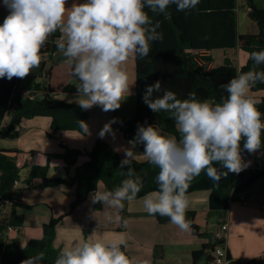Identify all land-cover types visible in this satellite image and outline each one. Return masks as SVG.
<instances>
[{
  "label": "clouds",
  "instance_id": "1",
  "mask_svg": "<svg viewBox=\"0 0 264 264\" xmlns=\"http://www.w3.org/2000/svg\"><path fill=\"white\" fill-rule=\"evenodd\" d=\"M199 3L200 0H84L69 10L67 0H3L9 14L0 24V78L27 77L40 66L41 49L49 37L59 31L55 46L79 81L78 106L82 110L95 105L104 112L117 110L130 92L129 76L123 66L130 58L148 56L149 42L164 38L158 31L160 22L153 23L145 9L167 17L172 5L187 13ZM248 60L253 67L223 85L227 98L215 104L197 99L194 92L183 100L167 90L154 96L161 92L160 80L146 86L144 103L153 112L169 114L180 138L165 136L153 125L138 126L135 139L129 142L131 148L124 149L120 162V169L127 166L126 178L113 190H96L91 195L92 203L116 211L114 217L106 214L109 221L127 227L128 219L120 214L124 202L135 200L143 188V179L133 167L137 144L144 145L143 160L159 169L155 176L157 190L143 198V210L170 218L182 232L191 230L186 219L190 203L186 193L195 177L204 172L218 184L221 177L239 174L248 167L241 158L240 142L244 140L243 147L249 153H255L262 144L264 120L256 107L258 101L249 93L256 84H264V70H258L264 66V50L251 52ZM114 122L115 118L104 125L101 138L113 131ZM79 124L87 133L86 122ZM214 164L225 171H219ZM122 247H128L123 233L113 239L81 238L60 249L54 264H148L130 258ZM43 259L44 253L40 252L22 264H40Z\"/></svg>",
  "mask_w": 264,
  "mask_h": 264
},
{
  "label": "trees",
  "instance_id": "2",
  "mask_svg": "<svg viewBox=\"0 0 264 264\" xmlns=\"http://www.w3.org/2000/svg\"><path fill=\"white\" fill-rule=\"evenodd\" d=\"M250 9V17L258 24L259 31L251 33H240L238 30L237 0H200L195 9L189 12L177 11L174 5L167 9L168 15L148 12L153 23L160 22L159 32L163 33V41H150L148 56L140 58L136 56V114L134 118H122L119 109L114 110L112 126L123 132L124 136L131 141L135 139L138 126H158L162 131L180 138L175 128L174 120L167 113L151 111L143 101V95L147 85L161 81V92L154 96L162 95L164 91H172L179 99L188 98L190 93H195L196 98L201 101L220 102L227 98L226 85L239 72H246L253 67L251 60L243 65L233 61L208 68L196 60L200 51L215 49H231L240 47L248 55L254 51L264 50V6L257 3L258 0H246ZM3 22H1L2 24ZM61 33L57 31L49 37L47 43L41 49V54H48V60L53 59L58 49L55 41ZM204 58L209 61L207 55ZM47 60V61H48ZM46 63L43 64L42 75H44ZM258 70H264L261 66ZM52 70L46 79L35 81L34 88L29 93H24L21 86L22 79L13 77L11 80L0 78V138L15 139L20 135V126L26 119L39 116L51 118L52 131L49 135L58 137L62 131L76 130L83 134L79 121L87 120L90 111L82 110L77 102H71L57 97V91L50 83ZM79 87V81L69 82L64 85L63 92L75 93ZM253 91L264 90V84H256ZM42 92V94H39ZM80 95V94H79ZM256 107L261 112L264 120V96ZM7 116L11 119L7 124L4 121ZM19 127V128H18ZM241 154L252 155L257 152L264 153V132H262L261 147L255 153H249L244 149V140L241 142ZM143 145V144H137ZM60 146L64 149L62 153H50L46 155L44 163L32 164L30 174L25 178L26 183H32L39 179L43 187H56L65 185L75 187L73 191L74 200L70 205V211L58 217L53 216L44 224V235L40 238H32L26 245H22L19 236L14 238L9 234L11 227L21 229L25 224V213L21 210L31 207L22 202L23 188L17 186L22 178L21 167L18 162L20 148L0 149V264H22L29 257L43 252L44 259L40 264H54L61 248L55 245L58 225L65 217L86 204L91 193L104 183L106 190L118 187L126 178L124 174L127 166L120 169L122 155L108 141L98 138L91 149L85 152L79 148L71 147L66 141L61 140ZM40 153V152H39ZM86 155L83 164L78 165L80 156ZM58 159L67 170L76 166V173L68 177L50 176L49 170L54 160ZM219 171H225L220 165L214 164ZM133 167L143 179V188L137 198L143 197L157 190L155 176L159 169L143 159H136ZM264 178V165L261 168H245L239 174L229 173L221 177L217 183L210 180L202 172L195 177L187 190V193L200 189L211 190L210 216L228 220L231 203L236 199H244L250 193V187L259 179ZM186 193V194H187ZM9 205L10 209L6 210ZM104 205L95 203L96 208ZM128 206L122 213L128 219ZM197 211L188 209L186 219L190 222L195 234H200V225L196 222ZM161 223L170 221L166 216L157 214ZM222 219V220H221ZM225 240L216 238L213 242L203 244L201 249L194 251L195 263L205 256L207 262L213 260L212 253L205 254L217 245H225ZM160 246L156 247V255L160 253ZM125 251V248L122 247ZM228 264H262L260 257L247 259H236L230 250H227Z\"/></svg>",
  "mask_w": 264,
  "mask_h": 264
},
{
  "label": "crops",
  "instance_id": "3",
  "mask_svg": "<svg viewBox=\"0 0 264 264\" xmlns=\"http://www.w3.org/2000/svg\"><path fill=\"white\" fill-rule=\"evenodd\" d=\"M259 1L260 5L264 6V0ZM83 2L84 0H67L66 7L70 10L74 3ZM250 9L251 7L246 0H237L238 30L240 33L259 31L257 22L250 17ZM8 14L9 10L4 7L3 0H0V24ZM242 25L246 26V30H241ZM204 53L210 58L208 68L225 64L229 60L240 66L246 63L249 56L240 47L227 50H205ZM47 60L41 61L42 69L43 64L46 63L47 65ZM53 61L52 76L57 65L55 60ZM64 62L67 65V70L60 80L62 93L59 94V90L52 84L51 78L50 83L57 91V97L76 102V99L80 96L79 94L63 92L65 84L77 82V79L72 75V66L67 59ZM123 67L129 76L130 92L126 93V96H128L121 102L119 114L122 118L131 119L135 117L137 103L136 57L130 58ZM36 78L31 87H26L23 80L21 81L24 93L33 90L35 81H38ZM249 95L253 100L260 101L264 96V90L253 91L251 89ZM210 103L215 104L214 102ZM89 111L87 134L76 130H68L60 132L57 138L52 137L49 135V132L52 131L51 118L49 116H39L24 121L20 126V135L17 138H0V149L17 147L22 150L18 157L22 175L20 180L22 186L27 185V188H23L22 202L31 206L21 210L25 213V224L21 229L9 231L12 238L19 236L21 242L26 240L24 243H28L32 238L43 237L45 222H48L53 216L58 217L70 211V205L75 197L73 194L75 187L65 185L43 187L39 179L33 180L32 183H26L25 178L30 174L32 164L36 162L44 163L47 154L64 152V149L60 146L61 140L84 152L93 147L95 141L101 138L99 135L101 129L106 123L113 120L114 111L104 112L99 105L93 106ZM10 119L11 117L7 116L4 124H7ZM111 127L113 131L105 134L102 139L108 141L124 158V149L131 148L130 140L117 127L112 125ZM153 127L165 136L172 135L162 131L158 126ZM135 151L137 152V158L143 159L141 153L144 151V145H137ZM241 158L243 162L248 163L246 168L255 169L264 165V153L262 152L252 155L241 154ZM85 160L86 155L80 156L78 165L83 164ZM75 173L76 166L67 170L58 159L54 160L49 170L50 176L68 177ZM98 190L105 191V184L100 183ZM91 195L86 204L67 215L58 225L55 238L57 247L62 249L65 246H71L81 238L103 236L105 239H113L118 234L123 233L128 241L125 252L135 260H144L148 264H208L206 256L195 263L194 251L201 249L203 244L213 242L216 239L215 229L220 218L209 215L211 190L200 189L186 194L190 201L188 209L197 211L196 222L200 225V234H195L192 228L189 232H182L171 221L161 223L157 218V214H148L143 210V198L146 195L131 202H124L129 211L128 225L125 227L123 223L117 224L109 221L106 214L110 213L114 217L116 213L111 212L107 205H104L102 210L97 209L91 201ZM7 209H10L9 205L6 206ZM107 209L110 212H106ZM227 218L230 224L227 250H230L236 259L260 257L262 264H264V178L254 183L251 196L246 203L245 201L242 204L239 201L231 203ZM115 229L123 230L116 231ZM88 230L92 231L90 235H88ZM24 243L22 245L27 244ZM160 245V253L156 255V247ZM211 252L212 250H208L205 254Z\"/></svg>",
  "mask_w": 264,
  "mask_h": 264
},
{
  "label": "rangeland",
  "instance_id": "4",
  "mask_svg": "<svg viewBox=\"0 0 264 264\" xmlns=\"http://www.w3.org/2000/svg\"><path fill=\"white\" fill-rule=\"evenodd\" d=\"M257 3L260 5V1L259 0L257 1ZM241 30L242 31L246 30V26L245 25H242L241 26ZM53 58H54L53 60H55V62H56L57 65H56V67H55V69L53 71V76L51 77V81H52V84L59 90V94H61L62 93L61 92L62 91V88H61L60 80L63 78V75L65 74L64 72L67 70V65L64 62L66 60V58L63 57V55L60 54L59 52L57 54L55 53V55H54ZM35 77H37L36 80H38V81H41L42 79H46L47 78V76L45 75V71H44V75H42V65L41 64H40V66L38 68H34L32 70V72L27 77H25V78L22 79L23 80V84L26 87H31L33 85V81L35 80ZM210 102L211 101H209V103ZM27 120L28 119H26L24 121H27ZM253 188H254V184L250 187V193L247 196V198H244V199H241V200L240 199H236L235 201H239V202H241V204H242V202H244V200H247L248 201L249 197L251 196V193H252ZM97 209H101L102 210V208H97ZM110 210H111V212L116 213L115 210H113V209H110ZM106 212H110V211L107 209ZM115 230L116 231H121L123 229H120V230L115 229ZM91 232H92L91 230H88V235H90ZM25 241L26 240L22 241V243H24ZM26 243H24V244H26Z\"/></svg>",
  "mask_w": 264,
  "mask_h": 264
},
{
  "label": "built area",
  "instance_id": "5",
  "mask_svg": "<svg viewBox=\"0 0 264 264\" xmlns=\"http://www.w3.org/2000/svg\"><path fill=\"white\" fill-rule=\"evenodd\" d=\"M206 54L204 51L198 52L196 55V60L201 64V65H208L209 62L204 58ZM42 60L41 61H46L48 58V54H41ZM18 187H21V180H19L17 183ZM245 203L247 202L244 200ZM16 229L14 227L10 228V231ZM230 229V224L228 220L222 221L219 225L216 226L215 229V237L218 239L225 240L226 244L225 245H217L215 248L212 249V256L213 260L211 263L208 264H228V255H227V237Z\"/></svg>",
  "mask_w": 264,
  "mask_h": 264
},
{
  "label": "water",
  "instance_id": "6",
  "mask_svg": "<svg viewBox=\"0 0 264 264\" xmlns=\"http://www.w3.org/2000/svg\"><path fill=\"white\" fill-rule=\"evenodd\" d=\"M53 64H54L53 59H49L48 62H47V65H46V67H45V75H46V76L49 75V73H50V71H51V69H52V67H53ZM39 94H42V92H39ZM22 187H23V188H24V187L27 188V185L24 184Z\"/></svg>",
  "mask_w": 264,
  "mask_h": 264
}]
</instances>
